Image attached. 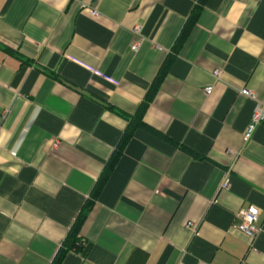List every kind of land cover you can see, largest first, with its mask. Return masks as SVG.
<instances>
[{
  "label": "crops",
  "instance_id": "1",
  "mask_svg": "<svg viewBox=\"0 0 264 264\" xmlns=\"http://www.w3.org/2000/svg\"><path fill=\"white\" fill-rule=\"evenodd\" d=\"M162 69L61 264H264V0H0V264L54 262Z\"/></svg>",
  "mask_w": 264,
  "mask_h": 264
},
{
  "label": "trees",
  "instance_id": "2",
  "mask_svg": "<svg viewBox=\"0 0 264 264\" xmlns=\"http://www.w3.org/2000/svg\"><path fill=\"white\" fill-rule=\"evenodd\" d=\"M165 71H166L165 69L161 70V73L159 74L157 79L153 82L151 87L149 88V91H148L144 101L141 103L140 108L138 109L135 117L132 118V120L129 124V128L127 129L126 133L124 134L123 140H122L119 148L117 149L115 154L111 157V159L108 161L104 173L99 178V180L97 181V183L93 189V192L91 194V198L86 203L84 211L81 212L79 214V216L77 217L74 225L70 229L67 237L65 238V240L62 244V248L60 249L59 254L57 255V257L55 258V260L52 264H61L64 257L66 256V254L71 249H73L74 246H77V247L82 246V245H80L81 240H80L79 234H80L81 228H82V226H83V224L87 218L88 212L93 208V206L95 204V200L97 199L99 193L101 192V190H102V188H103V186H104V184L108 178L110 171L114 168L115 164L117 163V161L121 155L122 149L125 146L128 138L132 135V133L136 130V128H138L140 126L147 127L146 123L144 122V113L147 110V108L149 107L150 103L152 102L156 92L158 91V89L161 85V82H162V76L164 75Z\"/></svg>",
  "mask_w": 264,
  "mask_h": 264
},
{
  "label": "built area",
  "instance_id": "3",
  "mask_svg": "<svg viewBox=\"0 0 264 264\" xmlns=\"http://www.w3.org/2000/svg\"><path fill=\"white\" fill-rule=\"evenodd\" d=\"M86 10L92 15H99V11L91 6L90 7L87 6ZM136 31H140V27H138ZM133 48L136 49L137 44H135ZM219 74H220V70L216 69L213 71L214 76H218ZM213 88H214L213 85L206 87L205 88L206 93L211 94ZM241 93L250 98L257 100V96L255 92L249 88L241 89ZM260 124H264V102L257 101V106L253 112L251 121L245 132V138L247 140H249L253 136L257 126H259ZM230 183H231L230 175H227L221 187L223 189H227L230 186ZM258 222H259V209L256 206H249L246 210H244L241 213V221L238 224L237 228L241 232H243L248 238L255 239L262 231V227L258 225ZM188 225L195 226L193 222H188Z\"/></svg>",
  "mask_w": 264,
  "mask_h": 264
}]
</instances>
